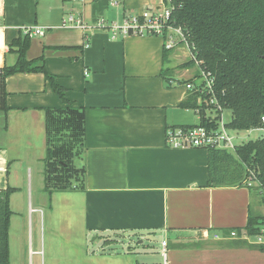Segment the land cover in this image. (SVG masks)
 <instances>
[{
  "label": "crops",
  "instance_id": "crops-1",
  "mask_svg": "<svg viewBox=\"0 0 264 264\" xmlns=\"http://www.w3.org/2000/svg\"><path fill=\"white\" fill-rule=\"evenodd\" d=\"M166 3L0 0V69L16 64L13 42L25 36L24 28L48 29L42 37H30L26 58L44 56L68 101L83 108L86 117V149L79 159L86 171L84 188L50 194L44 175L45 109L64 105L41 74L7 79L9 111H0V191L15 189L10 198V264L12 239L17 242L24 212L32 226L36 215L45 244L47 232H55L45 230L47 223L58 231L64 225L82 242L95 236L104 250L93 252V264H264V252L229 238L232 231L243 233L249 217L255 216L258 189L208 187V150L172 149L166 143L169 129L200 124L198 112L180 108L189 95L185 85L198 83L200 74L193 76L188 74L193 67H182L190 62L189 54H178L175 48L164 62L162 37L114 39L108 30L95 29L86 42L82 30L61 27L73 11L81 12L88 25L104 20L111 26L129 16L161 11ZM180 55L186 58L176 64ZM22 194L27 197L25 208ZM263 199L258 217H264ZM157 237L163 249L153 245ZM132 239L140 240L138 249L131 246ZM78 250L66 254H92Z\"/></svg>",
  "mask_w": 264,
  "mask_h": 264
},
{
  "label": "trees",
  "instance_id": "trees-1",
  "mask_svg": "<svg viewBox=\"0 0 264 264\" xmlns=\"http://www.w3.org/2000/svg\"><path fill=\"white\" fill-rule=\"evenodd\" d=\"M173 6L170 24L183 30L200 62L199 68L214 78L217 102L232 113L229 128L237 132L264 129V0H173ZM13 46L17 47L16 64L0 69V111H9V77L43 75L64 105L45 109V190L52 194L83 189L86 171L76 166L75 160L82 158L86 149L85 110L68 101L66 90L47 70L44 56L27 60L28 35L15 40ZM169 52L165 50L164 62ZM194 65L190 61L182 67ZM199 77L200 74L196 76ZM168 86L171 87V81ZM199 98L198 93L189 92L180 108L198 112V126L216 128L218 117L211 115L213 106H208L204 99L200 103ZM251 172L258 189L264 190V138L237 147L235 153L208 150V187L245 186L244 179ZM14 192L10 187L0 191V264H10V198ZM263 223L264 217L251 215L246 233L255 236ZM254 247L264 252V247Z\"/></svg>",
  "mask_w": 264,
  "mask_h": 264
},
{
  "label": "built area",
  "instance_id": "built-area-1",
  "mask_svg": "<svg viewBox=\"0 0 264 264\" xmlns=\"http://www.w3.org/2000/svg\"><path fill=\"white\" fill-rule=\"evenodd\" d=\"M82 1V0H79ZM118 6L117 3L113 4ZM174 9L173 0H167L161 11L157 12H144L141 15L129 16L122 20L121 23H116L111 26L107 25L104 20L99 21L96 25L86 24L81 12L73 11L69 13L62 21L61 27L75 28L84 32L86 42L89 40V34L95 29L108 30L114 39L118 37L127 36H144V35H157L162 36L165 40L164 49L172 51L179 46L184 45L188 50L190 61L200 67V62L196 59L193 51V46L187 40V36L181 28L173 27L171 23V15ZM25 35L29 37L44 36L48 29L42 27H29L24 28ZM178 36V40L176 39ZM214 78L210 73H206L200 69V77L198 83L189 82L185 85L186 90L189 92L198 93L200 98L208 105L213 106V113L217 115L216 128H207L204 126L193 127H177L171 128L166 133V143L172 149H217L235 153L237 144L235 142L238 133L229 128L224 120V109L219 105L216 100L215 92L213 89ZM209 112V111H208ZM264 122V118H263ZM251 131H263L264 129H252ZM264 138V135L261 137ZM247 183L251 187L255 182L256 177L251 172L247 176ZM249 187V188H250ZM264 192V190H262ZM230 239L248 241L254 246L264 247V223L260 226L258 234L249 236L247 233L238 235L236 231H232ZM163 246L166 247L167 243L164 242ZM165 261L167 260L166 250L163 251Z\"/></svg>",
  "mask_w": 264,
  "mask_h": 264
},
{
  "label": "rangeland",
  "instance_id": "rangeland-1",
  "mask_svg": "<svg viewBox=\"0 0 264 264\" xmlns=\"http://www.w3.org/2000/svg\"><path fill=\"white\" fill-rule=\"evenodd\" d=\"M144 36L162 37V36H157V35H144ZM175 37L177 40L179 39L178 36L175 35ZM179 47L180 48L177 47L176 49L178 54L182 53L183 52L182 50H184L188 54V50L186 49L184 45H181ZM184 58H186L184 55L182 56L180 55L176 61V64L179 61L180 62L184 61L185 60ZM189 60L190 59L187 57L186 61H189ZM178 69H182V68L179 67ZM192 69L193 70L189 72L188 74L193 75L195 72L200 73V68L197 65L193 66ZM184 78H188V77H183V79ZM223 114H224L225 122L230 123L232 120V113L230 111L224 110ZM197 115L188 114V116L192 118H198ZM211 115L216 116L215 113H211ZM234 135L237 137L235 142L237 146L239 147L250 141H254L258 138H261L264 135V132L263 131H251V132L242 131V132L234 133ZM79 164H80L79 158H77L75 160V165L80 167ZM44 165H45V162H44ZM44 175H45V170H44ZM247 181H248L247 178L244 179V185L249 188L250 186L248 185ZM250 188L258 189V186L257 184H253ZM258 192H260L261 196L264 197L263 191H261L260 189H258V191L257 190L255 191L254 199H253V211H254L255 216L261 214L262 212L260 211V209H258L260 206V199L262 198ZM34 195H35L34 201L36 202V187L34 188ZM20 196H22V199H23L21 200V205L25 208L27 206V197L25 194H22ZM24 215H25V218L23 220V224L20 227L17 242H15L14 238L12 239L11 264H42L43 259H44L45 264H93V252H101L104 250V247L102 246L103 243H100L99 240H94L95 236H91V238H89L87 242H82L80 235L77 236L75 234L73 235L70 234L65 229L64 225H61V226L58 225L60 228L58 231V230H55L54 227L50 225L49 223H47V225L45 224V230L47 231L54 230L55 232L51 235L49 232H47V241L45 244L44 240L42 242V229L40 227V224L37 222L36 215L33 216V226L30 225L29 223V215L27 216V212H24ZM70 231L74 232L73 230H70ZM229 232L230 231H228V233ZM243 233H246V231H244ZM14 234H15V231L13 230V235ZM53 238L58 239L56 242L54 241L56 243L55 246H53L54 244V242L52 241ZM161 240H162L161 238L157 237L153 245L161 247ZM139 242L140 240L137 241L136 239H132L131 246L134 249H138L140 246ZM145 244H147V241H145ZM128 248L129 247L127 246L124 249L127 250ZM161 248L163 249V247ZM31 249L35 251L43 250L45 254H41V255L31 254L30 253ZM78 249L89 250V252L92 254L88 258L84 257L85 255L83 256L75 255V257H69L68 254H66V252H69L72 250L79 251ZM161 256H162V261H163L164 257L162 255V252H161Z\"/></svg>",
  "mask_w": 264,
  "mask_h": 264
}]
</instances>
